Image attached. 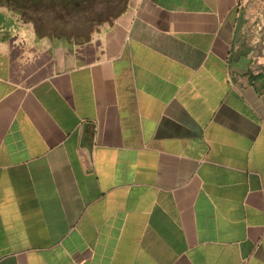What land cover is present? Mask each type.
Masks as SVG:
<instances>
[{"label":"crops","instance_id":"obj_1","mask_svg":"<svg viewBox=\"0 0 264 264\" xmlns=\"http://www.w3.org/2000/svg\"><path fill=\"white\" fill-rule=\"evenodd\" d=\"M259 10L128 0L75 40L0 0V264H264Z\"/></svg>","mask_w":264,"mask_h":264},{"label":"rangeland","instance_id":"obj_2","mask_svg":"<svg viewBox=\"0 0 264 264\" xmlns=\"http://www.w3.org/2000/svg\"><path fill=\"white\" fill-rule=\"evenodd\" d=\"M10 2L8 1L9 4H11ZM127 2L128 0H114V7L110 6L108 8L102 9L84 7H68L67 9H65L64 7H58L57 9L52 10L48 1L45 0L43 3V9L44 12L48 13L46 24L50 28L48 30L50 31V33L48 32L47 35L72 37L75 40L87 39L93 33H95L100 26L110 24L124 10ZM11 7L17 16L16 19L20 21V23H29L23 16H20V14H18L17 5L11 4ZM96 14L98 15L95 16ZM257 14L259 15V17H257ZM87 15L89 17L95 16L94 22L90 21L89 24L88 20L86 21ZM261 15H263L262 18L264 19L263 11L259 10V12L257 13H254V11L250 12L251 19L257 18L254 21L255 23L253 24L256 27L257 33H262L264 31V24L261 21ZM29 24L32 25V23ZM253 35L254 32L252 36Z\"/></svg>","mask_w":264,"mask_h":264},{"label":"flooded vegetation","instance_id":"obj_3","mask_svg":"<svg viewBox=\"0 0 264 264\" xmlns=\"http://www.w3.org/2000/svg\"><path fill=\"white\" fill-rule=\"evenodd\" d=\"M7 2L10 0H6ZM45 0H42L39 3H33V0H25L24 3H18V14L23 16L29 23H32L34 28L37 32L41 35H47L50 28L46 24L47 12H44L43 3ZM50 8L57 9L58 7H64L67 9L68 7L77 8V7H84V8H95V9H102L108 8L110 6L114 7V0H84L83 2L73 4L72 0H47ZM13 3L12 1L10 2ZM96 14L95 16H97ZM95 16L89 17L87 15L88 23L90 21L94 22ZM87 23V22H86ZM96 23V22H95Z\"/></svg>","mask_w":264,"mask_h":264},{"label":"built area","instance_id":"obj_4","mask_svg":"<svg viewBox=\"0 0 264 264\" xmlns=\"http://www.w3.org/2000/svg\"><path fill=\"white\" fill-rule=\"evenodd\" d=\"M251 70L256 75L264 73V51L259 54H254Z\"/></svg>","mask_w":264,"mask_h":264},{"label":"water","instance_id":"obj_5","mask_svg":"<svg viewBox=\"0 0 264 264\" xmlns=\"http://www.w3.org/2000/svg\"><path fill=\"white\" fill-rule=\"evenodd\" d=\"M16 2L18 3H24L25 0H15ZM42 0H33V3H39L41 2ZM84 0H72V3L73 4H76V3H80V2H83Z\"/></svg>","mask_w":264,"mask_h":264},{"label":"trees","instance_id":"obj_6","mask_svg":"<svg viewBox=\"0 0 264 264\" xmlns=\"http://www.w3.org/2000/svg\"><path fill=\"white\" fill-rule=\"evenodd\" d=\"M10 1L13 2L12 5H19L18 2H16L15 0H10Z\"/></svg>","mask_w":264,"mask_h":264}]
</instances>
